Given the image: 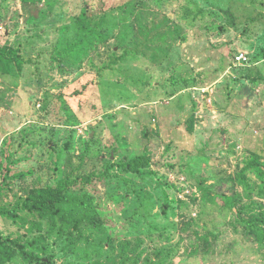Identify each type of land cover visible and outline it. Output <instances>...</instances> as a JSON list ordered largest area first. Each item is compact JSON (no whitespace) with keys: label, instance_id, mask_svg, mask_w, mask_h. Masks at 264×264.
Instances as JSON below:
<instances>
[{"label":"rangeland","instance_id":"1","mask_svg":"<svg viewBox=\"0 0 264 264\" xmlns=\"http://www.w3.org/2000/svg\"><path fill=\"white\" fill-rule=\"evenodd\" d=\"M3 53L0 264H264V0H0Z\"/></svg>","mask_w":264,"mask_h":264},{"label":"trees","instance_id":"2","mask_svg":"<svg viewBox=\"0 0 264 264\" xmlns=\"http://www.w3.org/2000/svg\"><path fill=\"white\" fill-rule=\"evenodd\" d=\"M13 54V53H12ZM15 54V53H14ZM6 54L3 53L0 55V57H4ZM5 60H8V58H5ZM257 170L261 173V175L264 177V164L263 163H257L255 164ZM129 170L140 172L139 169V160L128 167ZM67 183L65 181H62L59 183V186L57 188H46V189H38L36 193L29 198V200L24 205L25 207H33V206H40L42 209H49L53 212L55 215H59L60 218H65L66 213L64 212L63 208V202L65 200V196H62L61 199H58V195L63 192L64 189H66ZM0 214L12 219L13 221H17L20 219L19 215L17 214V208L9 209V208H0ZM79 221H77V224ZM2 244H0L1 247Z\"/></svg>","mask_w":264,"mask_h":264},{"label":"built area","instance_id":"3","mask_svg":"<svg viewBox=\"0 0 264 264\" xmlns=\"http://www.w3.org/2000/svg\"><path fill=\"white\" fill-rule=\"evenodd\" d=\"M236 61L240 64H247L249 61V58L245 53H240L239 55L236 56Z\"/></svg>","mask_w":264,"mask_h":264}]
</instances>
